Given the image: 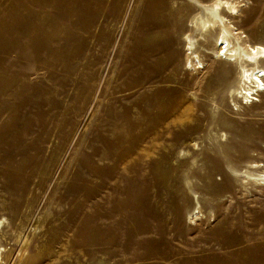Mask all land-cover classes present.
Here are the masks:
<instances>
[{
    "label": "rangeland",
    "instance_id": "374dc122",
    "mask_svg": "<svg viewBox=\"0 0 264 264\" xmlns=\"http://www.w3.org/2000/svg\"><path fill=\"white\" fill-rule=\"evenodd\" d=\"M195 8L0 0V264H264V186L231 168H264V92L189 65ZM230 21L264 44V0Z\"/></svg>",
    "mask_w": 264,
    "mask_h": 264
},
{
    "label": "bare ground",
    "instance_id": "6f19581e",
    "mask_svg": "<svg viewBox=\"0 0 264 264\" xmlns=\"http://www.w3.org/2000/svg\"><path fill=\"white\" fill-rule=\"evenodd\" d=\"M192 1H194L196 7L194 16L188 20L192 33H183L187 54L186 58L189 65L193 67V69H196L202 64L200 52L204 54L213 53L212 56L217 57L218 60L227 61V63L234 66L237 77V86L229 89L231 97H239L241 103L254 105V102H256L255 100H259L257 96L264 92V44L243 40L241 35L235 31L234 24L230 21V18L238 12L242 0ZM197 42L198 47H203V42L210 43L212 47H206L204 50L199 51L196 46ZM205 50L212 51L206 52ZM213 70H215V68H213ZM232 100H234V98H232ZM234 102L236 105L237 101ZM181 108L182 107H178V110L181 111ZM185 124L186 121H182L179 122L178 125H181L179 126L181 128H186L185 126L188 124ZM226 135L227 132L222 131V134L217 138L218 142H225ZM196 145L197 143L194 142L193 146ZM179 153L186 155L190 154L191 151L190 148L181 149ZM193 161L196 162L195 159ZM261 164L260 161L254 159L247 163L244 170H237L234 167L231 168L240 178V182L243 183V185L264 186V168L263 165L260 166ZM196 200L197 202L196 205L193 206V210L195 207L197 210L192 211L189 218L197 216L198 213L201 212L198 196ZM36 228L37 226H34V230ZM1 248L0 246V252Z\"/></svg>",
    "mask_w": 264,
    "mask_h": 264
}]
</instances>
